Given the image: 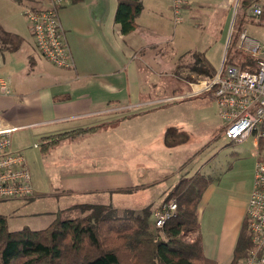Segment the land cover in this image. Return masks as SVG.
<instances>
[{"label": "crops", "instance_id": "1", "mask_svg": "<svg viewBox=\"0 0 264 264\" xmlns=\"http://www.w3.org/2000/svg\"><path fill=\"white\" fill-rule=\"evenodd\" d=\"M3 1L1 0L0 3L2 4ZM169 1V6H164V0H140L143 8L136 17V29L127 35H122L116 23L117 0H71L58 12L73 59V66L67 69H53L47 66L43 62L44 58L37 53L33 37L28 40L16 26L0 17V80L5 79L9 87V93H5L0 88V123L17 130L54 126L38 133L37 137L40 136V140L46 136L80 128L98 125L106 127L107 119L97 125L68 128L63 131L55 129L71 121L109 115L115 113L116 109L133 106L143 108L161 99L165 102H177L180 99L177 94L182 89L180 86H176L172 91L174 94L165 96L166 99L153 98L143 101L140 99L141 88L148 84L141 79L142 72L150 70L159 77L175 76L179 59H169L171 53L175 50H181V53L190 52L184 47L188 46V43L191 44L186 30H182L181 36L167 30L165 21L168 9L166 11V8L169 7L174 18L173 5L176 0ZM179 1L181 12L183 10L188 13L200 12L205 27L218 24L219 34L213 44L204 47L203 51L195 49V53H204L216 69L209 51L213 46L219 45L224 49V55L227 53L238 10L237 0ZM9 3L13 10L16 6L19 7L18 4ZM73 3L77 6H71ZM29 4L30 7L27 8L41 9L47 6L48 0H31ZM259 5L263 7L262 17L258 22L255 21L256 23L249 24L244 29L249 35L251 34L248 28L255 30L253 34L260 32L257 37L251 35L255 38H262L264 34V0H261ZM181 17L182 21L179 23L174 19L177 25L185 22L182 14ZM188 88L190 89L189 86ZM187 92L189 91L183 93ZM127 95L128 102L125 101ZM206 99L216 104L211 95H207ZM67 105H71L72 109L88 110L69 112L70 107ZM216 107L218 110L217 104ZM22 108L38 110L37 117L36 113L30 111L23 114L25 118L35 117L32 123L24 125L15 123L20 121ZM219 120L222 123L220 117ZM97 132L87 133L74 140L65 139L66 141L60 143L75 142L85 136L94 137L89 135ZM212 134L215 133L211 132V136L208 134L195 136L193 133L181 131L175 122H166L162 126L160 136H119L120 140H123L120 147L116 146V138L105 136L109 139L107 142L92 140L87 144L79 143L64 148L65 156H61L60 161L65 181L58 186L52 184L51 187L60 192L56 195L51 192L49 195L60 200L63 203L62 208L66 209L84 203L77 200L85 193L103 192L110 195V199L114 196L132 197L134 193H143L153 187L168 184L170 179H174L182 171L192 172L197 159L211 148ZM55 147L50 151H54ZM255 147L258 150L262 149L256 139ZM12 148L22 151L13 144ZM121 156L125 157L124 168L117 166L116 158ZM104 162H110L109 167L102 168ZM174 184L159 190L152 203L145 199L139 207L126 210L141 211L150 208L154 215L166 198L168 189L175 186ZM124 190L132 191L122 192ZM37 195L34 190L33 200ZM247 212L244 213L242 225ZM234 230L235 228L230 230L229 238ZM241 232L242 228L234 233L233 240L237 239L235 245L231 243V248L234 245L233 256ZM206 257L210 260L208 264H216L213 258L207 255Z\"/></svg>", "mask_w": 264, "mask_h": 264}, {"label": "rangeland", "instance_id": "2", "mask_svg": "<svg viewBox=\"0 0 264 264\" xmlns=\"http://www.w3.org/2000/svg\"><path fill=\"white\" fill-rule=\"evenodd\" d=\"M9 2L18 4L19 7L16 6L13 10ZM30 2L31 0H4L2 4L0 3V17L16 26L28 40L32 38L31 29L23 13L27 7H30ZM169 2V0H164V6H169ZM71 6L77 5L73 3ZM167 9L168 13L165 21L167 30L178 34V36L182 35V30H186L191 39V44L188 43V46L184 47L186 50L189 49L190 52L184 53L182 51L181 53V50H175L174 53H171L169 59H179L175 76L159 77L150 70L142 72L141 79L148 82L146 86L141 88L140 99L142 101L164 98L168 94L172 95L174 94L172 91L176 86H180L182 89L180 90L181 92L177 94L176 91L175 94L183 96L185 94L183 92L190 91L188 86L191 88V84H199L201 81L209 79L208 76L200 75L199 72H196L197 67L202 68V63L198 61L195 49L203 51L204 47L213 44L219 34L218 24L217 26L213 24V26L205 27L200 12L191 13L189 11L188 13V11L183 10L181 14L185 18V22L177 25L174 22L173 13L170 12L169 7L166 8V11ZM248 29L251 35H255V37L260 35V32L253 34L255 30ZM37 53L41 55L38 51ZM209 56L212 57L211 60L218 71L224 59V49L219 45H215L209 51ZM43 60L47 66H51L53 69L58 68L47 60ZM207 95H211L214 99V92L210 91L193 98L178 99L177 102H165V100L161 99V101L146 105L143 108L133 106L131 108L116 109L115 113L109 115H100L88 119L83 118L64 123L55 129L63 131V129L68 128L97 125V123L107 119L106 127L103 130L97 132V134L89 135L94 137L85 136V138H80L75 142L60 143L59 145L62 144L61 146L58 145L59 147H55L56 149L54 151L51 150L49 153H43L39 140L40 136H37L41 131L54 128V126L49 128L28 127L14 131L12 144L22 150L32 175L34 190L36 195H38L34 200L32 195V198L23 199L25 201L22 202L14 200L0 201V214L7 218L10 230L16 231L26 226L41 230L48 227L58 216L64 219L85 217L91 212L86 207L87 205L110 206L120 215L126 209L139 207L145 199L147 202L152 203L162 188L174 183L176 186L184 177L191 178L202 174L211 181L199 206L200 234L204 245V253L208 257L213 258L216 264H229L233 259V249L237 239L233 240L235 231L237 229L241 230V228L243 231L245 224L249 225L248 216H246L244 225H242L243 218L244 213L248 210L256 165L261 159H264V149H256L254 136H250L241 142L230 141L223 134V125L219 120L216 104L206 99ZM125 98L126 100H124L128 102V95ZM162 101L164 102L162 103ZM68 106L70 107L71 105ZM87 110L72 109L70 107L69 112ZM28 111L36 113L37 117L38 110L35 108L30 110L22 108L20 110V121L15 123L23 125L32 123L35 117L29 118L27 116L25 118V115H23L25 112L28 113ZM138 113L140 114L137 115ZM166 122H175L181 131L193 133L195 136H206L207 134L211 136V132L215 133L212 134L211 148L197 159L192 172L187 171L188 173H185V171H182L174 179H170L168 184L153 187L143 193H134L132 197L114 196L110 199L111 196L103 192L85 193L83 197H79L77 200L84 203L75 204L66 209H63V203L53 196L60 191L53 189L51 187L52 184L58 186L65 181L60 161L65 156L64 148H70L79 143L87 144L92 142V140L107 142L109 139L105 136L116 138V146L120 147L123 140H120L119 136H160L162 126ZM35 145H38L39 148L35 147ZM116 160L117 166L124 168L125 157L121 156L116 158ZM107 163L104 162L102 168L109 167L110 162ZM177 179H179L178 182ZM173 188L174 186L168 189L166 197ZM51 192L53 195H49ZM110 200L112 202H109ZM162 205L163 203L156 212ZM155 214L153 215L154 219ZM234 228L235 230L234 232L231 231L232 233L230 234L232 235L229 238L228 234ZM197 236L198 234H191L187 237V240L190 241ZM231 243H234L233 248H231ZM129 260V258L128 260L126 259L127 263L130 262ZM245 260L246 258L242 261V264H245Z\"/></svg>", "mask_w": 264, "mask_h": 264}, {"label": "trees", "instance_id": "3", "mask_svg": "<svg viewBox=\"0 0 264 264\" xmlns=\"http://www.w3.org/2000/svg\"><path fill=\"white\" fill-rule=\"evenodd\" d=\"M117 1L116 23L121 34L127 35L136 29V17L143 6L140 0ZM260 2H241L230 35L227 64L254 69L253 59L241 52L237 44L246 26L256 23L248 14L249 8ZM196 56L202 63V69L196 68V72L213 77L217 70L205 54L197 52ZM103 127L98 125L43 137L41 150L47 153L65 139L74 140ZM263 143L260 142L262 149ZM210 182L208 177L199 174L184 177L174 186L163 203L176 202L178 209L161 228L156 226L150 208L138 212L124 210L119 215L110 206L87 205L91 210L89 215L73 219L58 216L41 230L28 226L10 230L7 218L0 214V264H208L210 260L204 253L200 234L199 206ZM191 234L198 236L188 241ZM251 248V234L245 224L231 264H242Z\"/></svg>", "mask_w": 264, "mask_h": 264}, {"label": "built area", "instance_id": "4", "mask_svg": "<svg viewBox=\"0 0 264 264\" xmlns=\"http://www.w3.org/2000/svg\"><path fill=\"white\" fill-rule=\"evenodd\" d=\"M70 1L48 0L45 8L24 11L37 51L49 63L64 69L73 66V59L58 12ZM179 3L176 0L173 5L176 23L182 21ZM240 3L241 0H237L236 9ZM249 13L258 22L263 7L253 5ZM237 48L253 59V70L227 64L225 54L213 77L191 84L190 91L178 98L188 99L213 91L223 134L232 142H241L250 136L261 142L264 141V34L262 38H255L243 30ZM0 88L9 93L5 79L0 80ZM16 130L0 123V201L23 200L34 193L26 159L22 151L12 148V135ZM177 209L176 202L163 203L155 214L156 226L163 227L175 216ZM247 216L252 248L245 264H264V159L256 165Z\"/></svg>", "mask_w": 264, "mask_h": 264}]
</instances>
